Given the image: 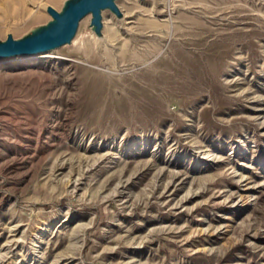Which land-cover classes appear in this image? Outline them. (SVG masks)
<instances>
[{"label": "rangeland", "instance_id": "rangeland-1", "mask_svg": "<svg viewBox=\"0 0 264 264\" xmlns=\"http://www.w3.org/2000/svg\"><path fill=\"white\" fill-rule=\"evenodd\" d=\"M65 1L0 0V41ZM116 5L0 62V264H264V0Z\"/></svg>", "mask_w": 264, "mask_h": 264}, {"label": "water", "instance_id": "water-1", "mask_svg": "<svg viewBox=\"0 0 264 264\" xmlns=\"http://www.w3.org/2000/svg\"><path fill=\"white\" fill-rule=\"evenodd\" d=\"M116 1L66 0L59 11L50 6L46 7L45 11L50 16L46 24L31 29L19 39H13L8 35L4 41H0V62L9 58L47 53L71 44L80 21L89 15L88 30L101 38L103 28L101 13L108 10L117 18L122 16Z\"/></svg>", "mask_w": 264, "mask_h": 264}, {"label": "bare ground", "instance_id": "bare-ground-1", "mask_svg": "<svg viewBox=\"0 0 264 264\" xmlns=\"http://www.w3.org/2000/svg\"><path fill=\"white\" fill-rule=\"evenodd\" d=\"M90 16V15H89ZM47 55H45L44 53H42L41 55L38 54L37 55H34V56H28V57H18V58H9V59H5L7 61L1 63V64H7V63H25V62H28L30 60H37L39 58H44L46 57Z\"/></svg>", "mask_w": 264, "mask_h": 264}]
</instances>
